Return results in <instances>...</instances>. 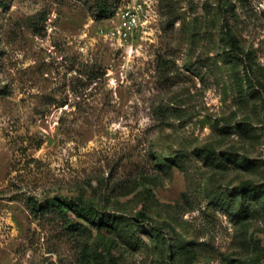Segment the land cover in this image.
Here are the masks:
<instances>
[{
    "label": "rangeland",
    "instance_id": "374dc122",
    "mask_svg": "<svg viewBox=\"0 0 264 264\" xmlns=\"http://www.w3.org/2000/svg\"><path fill=\"white\" fill-rule=\"evenodd\" d=\"M114 263L264 264V0H0V264Z\"/></svg>",
    "mask_w": 264,
    "mask_h": 264
},
{
    "label": "trees",
    "instance_id": "16d2710c",
    "mask_svg": "<svg viewBox=\"0 0 264 264\" xmlns=\"http://www.w3.org/2000/svg\"><path fill=\"white\" fill-rule=\"evenodd\" d=\"M56 202L59 203L61 206H64V207L68 208L69 210L75 212L76 215L80 218L88 217V218L93 219V217H94V209L84 207L73 199L64 200V198L57 196ZM105 217H106V219H109L110 215H106ZM105 217H103V219H105ZM100 224H102V222H100ZM80 225H83V224H80ZM114 264H116V263H114Z\"/></svg>",
    "mask_w": 264,
    "mask_h": 264
}]
</instances>
